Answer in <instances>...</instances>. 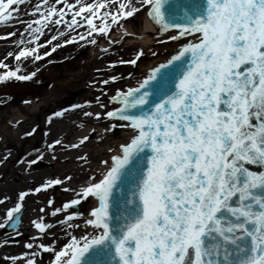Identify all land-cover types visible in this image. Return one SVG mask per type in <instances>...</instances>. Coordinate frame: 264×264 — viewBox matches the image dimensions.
<instances>
[{
  "label": "snow or ice",
  "instance_id": "6c2138e0",
  "mask_svg": "<svg viewBox=\"0 0 264 264\" xmlns=\"http://www.w3.org/2000/svg\"><path fill=\"white\" fill-rule=\"evenodd\" d=\"M24 15L35 18L26 22ZM138 19L151 23L156 45L171 44L167 55L149 47L155 62L134 84L110 94L108 85L133 73L109 75L98 82L107 104L97 97L101 111H83L106 122L105 132L122 129L125 139L95 167L87 154L77 156L89 168L76 186L65 174L20 191L0 220V230L16 236L28 196L60 186L70 198L57 204L49 197L42 215L29 221L36 233L25 250L0 264H45L42 254L47 264H264V0H0V24L24 26L18 50L5 57L17 65L80 41L105 38L114 46L111 31ZM45 29L55 34L42 44ZM144 54L136 48L109 66L136 67ZM0 69V82L36 74L4 60ZM63 115L53 111L46 123ZM56 146L64 149L60 139L47 149ZM42 158L37 151L19 162L32 166Z\"/></svg>",
  "mask_w": 264,
  "mask_h": 264
},
{
  "label": "rangeland",
  "instance_id": "374dc122",
  "mask_svg": "<svg viewBox=\"0 0 264 264\" xmlns=\"http://www.w3.org/2000/svg\"><path fill=\"white\" fill-rule=\"evenodd\" d=\"M33 3L38 0H32ZM59 7V6H58ZM30 11V9H29ZM35 17L29 15L21 16L20 19L26 22L31 21ZM143 19H138V22H127L123 25V28H115L110 33V38L117 41L113 46L108 43L105 38L99 39L97 45H90L83 47V41L75 44L64 45L61 48H57L55 52H52L49 56L44 57L43 60L32 62H24L17 65L12 57L5 59L9 51L18 50L17 41L20 39V34L24 32V26H16L14 22L9 27H5L0 24V60H4L10 68L21 69V74H28L35 72V76L29 81H15V79L8 82H0V103L6 105L3 110L0 109V190L4 189V186H13L15 191L10 196L12 201L9 202L7 207H11L12 203L16 200L18 193L22 190H28L39 186L45 180L54 177H63L68 174L74 178L80 179L81 175L75 174L76 171H80L82 162L75 160L70 162L74 167L66 168L58 158V153L61 150L60 146H56V150L49 151L47 144L51 143L53 139H60L62 143L73 132H67V135L57 138L53 135L52 123H46V118L51 115L53 111H63L64 115L70 118L71 122L77 121L78 117L82 118L83 111H101L96 104V98L107 104V99L100 95V86L98 82L107 79L109 75L124 74L127 77L128 72L133 73V77H127L124 84L117 82L107 86L108 93H111L116 88H123L128 83L132 82L136 76L143 72L145 63L151 59H155L151 56L148 48L145 46L128 45V42L132 41L133 35H125L123 30L133 31L136 35H140L145 26ZM6 30V31H5ZM48 29H45V35L41 36V40H46L49 34H46ZM8 32H16L15 36H8ZM25 36L27 33H24ZM114 35H116L114 37ZM134 35V36H136ZM44 43V42H43ZM42 43V44H43ZM55 45L56 41L52 42ZM168 45H171L170 43ZM167 45H156L153 39V45L150 46L153 50L162 52L163 48ZM143 47L145 49V57L142 58L137 67V73L134 74L136 67L131 65H117L115 70L109 66L110 61L118 60L119 58L129 59L132 58L136 48ZM102 48H108L107 53L101 52ZM41 53L49 51V47L45 46L40 49ZM95 54V56H93ZM145 64V65H144ZM4 69H0L2 73ZM96 82V83H93ZM82 92L79 97V105H84L83 109L80 108H67L63 104V101L71 97L72 93ZM27 101V103H25ZM91 102L90 105H86L85 102ZM13 115L26 119V123L20 126H8L6 123L12 118ZM54 120V119H53ZM35 128L36 131L28 136L25 133L31 132ZM18 131L17 137L13 140L12 134L14 131ZM52 132V133H51ZM10 138V139H9ZM51 141V142H50ZM37 151L42 153L43 158L50 156L54 165L34 170L32 166L19 161L27 159H35ZM53 156L55 159H53ZM79 156V155H78ZM88 157V156H87ZM42 158V159H43ZM77 158V157H76ZM90 160L91 157H88ZM49 197H53L57 204L65 201L69 195L62 191L60 186H56L49 189L47 193H39L36 195H30L26 198L24 203L25 215L23 217L24 224H30L29 221L36 219L42 215L39 212V208L46 207V200ZM87 204H83L81 211L86 210ZM0 209L3 210V206L0 205ZM4 213V212H3ZM3 213L0 214L2 220ZM29 213L31 215L29 216ZM47 219V217H46ZM30 229L26 230L25 227L21 229L20 239H15V236H11L5 239L6 232L0 230V249L3 250L5 255H0V262L3 258L9 254L19 255L23 249L25 242L30 237L35 235L36 230L29 225ZM7 241V242H6ZM47 242V240H45ZM45 264H47L48 255L42 254Z\"/></svg>",
  "mask_w": 264,
  "mask_h": 264
},
{
  "label": "bare ground",
  "instance_id": "6f19581e",
  "mask_svg": "<svg viewBox=\"0 0 264 264\" xmlns=\"http://www.w3.org/2000/svg\"><path fill=\"white\" fill-rule=\"evenodd\" d=\"M29 22H31V21H29ZM14 24H16V26L20 25L19 23H15V22H14ZM123 32L125 33V35L129 34V35H133V38L136 37V39H133L132 41L128 42V45H130V46H133V45L139 46L140 45V46H145L148 48V47L153 45L152 41L154 39L155 29L153 28L151 23L148 21H145V26L142 30V33L139 36L136 35L133 31L123 30ZM46 34H49L48 38H47V39H49L51 35L55 34V29H53L51 32H49V30H48ZM134 35H136V36H134ZM115 36L116 35H114V37ZM24 38L25 39H31L30 36L27 37V36H25V34H24ZM20 39H21V37H20ZM20 39H18V40H20ZM44 41H45V39L43 41L40 39L39 43H43ZM90 45L91 44H87L86 42L83 41V47H87ZM166 47L170 49L171 45L165 46L162 50V53H164V49ZM164 55H167V53H164ZM164 55L160 56L161 60L164 58ZM93 56H95V54H93ZM0 58H2V56H0ZM154 62H155V59H151V60H149V62L145 63L146 65L144 64L145 66L143 68L142 73L146 72L147 67L149 65H152ZM134 82H135V79L132 82L128 83L127 85L134 84ZM111 93H113V91ZM5 106L6 105L0 103V109L3 110V108ZM92 112H94V111H92ZM68 115L62 116L60 118H54L53 123H52L53 135H56L57 138L60 136L67 135V132L68 133H70L71 131L73 132L70 136H68L66 138L65 142L63 143L64 149L60 150L58 153V158L60 159L61 163L63 162L62 164L65 165V166H62V167H64V169L74 167V165L70 164V162H73L75 160L78 162L76 157L78 155H84V154H87L88 157H91V159H90L91 167H95L96 164L98 163V160L107 155L106 150L109 146H115L116 144H118L119 142H121L122 140L125 139V133L122 129L120 131V135L118 138L114 137L112 134H110L111 132H105L104 129H105V127H107L106 122L97 121L94 118H87V117H84L82 114L81 115V116H83L82 118L78 117L77 121H74L72 123L70 121L71 119L68 118ZM6 123L8 124V126H11V127L12 126H20V125H24L26 123V119H23L21 117L13 115L12 118L10 120H8ZM92 129H95V134H92ZM17 132L18 131L15 130L14 133L12 134L13 140H15V138L17 137V134H18ZM84 135H89L90 139L88 141H86L83 145H81L77 149H72V148L68 147V145H70L72 143H77L78 140ZM99 137H103V140L98 139ZM53 140H55V139H53ZM0 141H1V139H0ZM0 154L3 155L2 152H0ZM44 159L45 160H51V157L47 155L44 157ZM88 168H89V165H83V167L80 168L79 176L81 175L82 178H80V179L74 178L71 182L72 186H76L77 184H79V183H81L87 179ZM14 191H15L14 187L13 186L11 187L8 184H7V186H4V189L0 190V198H3L5 196L10 198L8 201L5 202V204L2 205L3 210L0 209V214H2L6 210L9 202L12 201V197L10 195L12 193H14ZM68 198H70V197H68ZM30 215H31V213H29V216ZM0 219H1V217H0ZM29 225L23 224V227H25L26 230H29L30 229ZM4 238L8 239V238H10V236L6 235V236H4ZM0 255L1 256L5 255V253L3 252L2 249H0Z\"/></svg>",
  "mask_w": 264,
  "mask_h": 264
},
{
  "label": "water",
  "instance_id": "95a60500",
  "mask_svg": "<svg viewBox=\"0 0 264 264\" xmlns=\"http://www.w3.org/2000/svg\"><path fill=\"white\" fill-rule=\"evenodd\" d=\"M134 72L136 73V70H135ZM78 96H79V93H78V94H74L73 97H72L71 99L65 101V103H69V104L72 105V106H76V105L78 104V103H77V98H78ZM114 135H115L116 137L119 135V128H116V129L114 130ZM45 166H47V164H46V163H42L41 161H39V162H37L35 165H33V167H34L35 169L42 168V167H45ZM21 215H22V214H21ZM20 225H21V224H20ZM20 225L18 226L19 229H20ZM8 230H9V232H13V230L10 229V228H9Z\"/></svg>",
  "mask_w": 264,
  "mask_h": 264
}]
</instances>
